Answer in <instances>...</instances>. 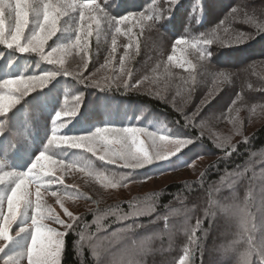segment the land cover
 <instances>
[{"label": "trees", "instance_id": "1", "mask_svg": "<svg viewBox=\"0 0 264 264\" xmlns=\"http://www.w3.org/2000/svg\"><path fill=\"white\" fill-rule=\"evenodd\" d=\"M83 2L87 0H75L77 5ZM96 3L114 18L143 13L159 19L148 20L143 27L121 25L122 32L132 27L134 35L132 41L127 35H116V51L108 67L102 66L112 50L115 29L105 24L99 39L95 34L89 38L90 63L80 78L81 58L75 49L63 57L62 68L35 53L0 45V83L9 77L58 72L45 87L24 96L0 87V94L19 101L7 114H0V168L23 173L41 151L74 165L69 185L54 182L56 174L41 181L48 184L45 191L76 198L84 208L68 230L61 264H178L197 219L202 221L196 233L199 247L188 264H240L247 250L239 236L240 213L250 214V227L255 224L259 229L264 223V120L257 125L255 115L264 110V31L246 22V14L264 20V0ZM79 14L77 7L60 17L59 32L49 41L52 48L75 41ZM201 35L211 37L213 43L173 50L177 38L191 42ZM237 37L242 38L238 41ZM129 44L125 75L109 87L106 78L120 76V57ZM64 68L73 75H64ZM123 79L130 85L141 84L125 88ZM76 103V115L62 119L57 136L87 135L97 127L114 125L164 133L175 128L191 142L169 159L135 170L106 163L82 149L53 145L45 150L55 114ZM241 121L243 128L237 129ZM247 125L250 131L246 133ZM221 128L238 139L225 142ZM200 155L213 159L198 176L143 188L148 180L185 170ZM97 175L120 181L118 187L136 185L138 190L115 198L97 181ZM146 205L152 211L129 215ZM229 214L236 217L232 216L228 232H223ZM125 215L129 218H119ZM255 235L259 237L260 232ZM251 260L260 264L255 254Z\"/></svg>", "mask_w": 264, "mask_h": 264}, {"label": "snow or ice", "instance_id": "2", "mask_svg": "<svg viewBox=\"0 0 264 264\" xmlns=\"http://www.w3.org/2000/svg\"><path fill=\"white\" fill-rule=\"evenodd\" d=\"M172 4L178 3V0H171ZM79 7V27L75 41H70L68 44H61L53 47L51 51L45 53V46L57 35L59 32L58 21L61 16H66L70 11H75ZM233 12L237 9L233 8ZM30 16L35 21L30 34L26 33L29 28ZM42 17V19H41ZM159 19V16H146L143 13L129 14L121 18H114L107 15L96 3V0H87V2L77 5L75 0H0V45L8 49L15 48L20 53H35L39 55L40 59L46 61L48 64H59L62 68L65 63L63 57L71 55L73 50L81 58V72L77 74L78 78L82 76V71L86 70L89 63V38L95 34L99 39L104 31V25L107 24L109 28L115 29V34L112 36V50L109 57L106 59L102 67H108L111 63V58L116 51V35H127L129 40L132 41L133 32L132 27H128L122 32L121 25L132 24L133 27H143L144 23L148 20ZM14 20V25L13 21ZM8 22V31L6 33L5 26ZM134 22V23H133ZM246 22L254 23L255 26L264 31V20L256 18L255 16H247ZM223 23V22H221ZM10 37V38H9ZM242 37H237V40ZM213 39L206 38L201 35L193 41L184 38H177L174 41L173 50L177 46L190 45L192 48H202L205 45H211ZM131 44L126 46L125 55L120 57V76L109 80L108 86L115 80L125 75V60L128 58V49ZM59 53V59L56 55ZM168 60L172 61L173 56H168ZM58 72L47 71L39 75L30 76H17L6 78L0 83V87L8 88L12 91L19 92L21 96L27 95L29 92L37 88H43L46 84L53 79ZM63 74L66 76L73 75L67 68L63 69ZM132 75L131 71H127V76ZM223 75V74H221ZM225 79L227 77L225 76ZM123 86L138 88L141 84L140 81L136 85H130L128 79H123ZM97 86H99L97 84ZM76 102L80 100L77 96L74 98ZM18 99L13 96H5L0 94V114H7L9 107L18 103ZM75 107L66 108L64 111H58L53 118L52 135L47 141V148L55 145L56 147H66L69 149H82L89 152L101 161L109 164H117L119 166L129 169H139L154 161L169 159L176 152H179L184 146L191 141L188 138L172 137L160 135L148 131L145 128L139 127H117L114 125H104L97 127L92 133L80 136H57V121L61 116L71 117L76 115ZM141 135L147 137V140L140 139ZM246 142V141H245ZM168 144L174 146V151L168 147ZM102 146V147H101ZM102 153V154H100ZM73 167L74 165L65 164L63 160H55L52 156L46 155L41 151L35 156L32 164L23 173L15 171H4L0 169L3 175H0V181L4 176L14 178L15 186L11 188L10 194H6L7 198V215L3 216V222L0 223V240L6 243L0 245V251L12 239L10 235V224L12 221L20 219L23 215L28 219L29 208H33V201L31 193L26 189V181L36 184L35 192V207L31 215L30 226V241L21 254L20 257H8L4 264H19V259L26 255L27 264H61V253L65 247L66 236L68 230L73 228V223L78 219L67 208H63V201L59 198L58 193L53 191L51 195L57 196V203L63 208L64 214L73 223H68L63 220L51 207H48L43 202V196L40 184L43 177L54 175V166ZM86 171L88 175H94L90 169L81 168ZM203 175V174H202ZM96 179L104 187H118L120 181L115 180L109 176L97 175ZM56 183H63L62 177H57ZM53 183V181H49ZM3 203V197H0V205ZM23 208V211H21ZM261 210L264 211V200L261 202ZM152 211L151 205L137 207L135 211L130 213L131 216H141L146 212ZM129 215L119 217L121 220H126ZM166 219V218H165ZM50 220L53 223L61 225L65 231L61 232L57 229L49 227L44 221ZM202 221L196 220L195 228L191 230L188 235V243L185 246L183 255L179 258V264H188L189 257L193 256L196 249L199 247V238L196 233L199 230ZM250 224V214L246 211L240 213V232L241 240L247 245V250L243 253L240 264H252L251 256L257 255L260 257V264H264V223L257 229L255 224ZM29 231L26 227H20L19 233ZM259 231L260 236L257 237L255 233ZM246 237V239H245Z\"/></svg>", "mask_w": 264, "mask_h": 264}, {"label": "rangeland", "instance_id": "3", "mask_svg": "<svg viewBox=\"0 0 264 264\" xmlns=\"http://www.w3.org/2000/svg\"><path fill=\"white\" fill-rule=\"evenodd\" d=\"M41 19H42V17H41ZM12 22L14 25V20ZM34 24H35V21L30 16V24H29V28L26 29V33L30 34V31L32 30ZM5 31H6V33L8 31V22L7 21H6ZM51 49H52V46L49 45V43H48L45 46V53L51 51ZM55 55H56L57 59L61 58L59 53H57ZM5 96H7V95H5ZM255 112H256L255 115H256V119H257L256 124L259 125L261 123V121L264 120V110H262V111L257 110ZM64 117H66V116H61L60 120L57 121V129H60L61 127H63L64 124L62 123V119H64ZM247 126L245 128L246 133L250 131L249 130L250 126H248V127ZM236 128L237 129L243 128L242 121L237 124ZM221 129H222V136L225 137V142H227L228 140H231V139L232 140L238 139V137H235L229 131L226 132L225 128H221ZM154 133H156L157 136L165 135V136H172V137L187 138L183 135H180V132L178 133V131H176L175 128L167 130L166 133L160 132V131L154 132ZM140 139L147 140V137L141 135ZM189 140L191 141V139H189ZM168 147L171 148L173 151L175 150L174 146L171 144H168ZM178 153L179 152H176L174 155H176ZM100 154H102V153H100ZM174 155H172V156H174ZM212 159L213 158H211V157H206L203 155L196 156L192 160V162L189 163V165L187 166V168L185 170L178 171V172H175L173 174H168V175H164L161 177H157L155 179L148 180L144 184L143 188L144 189L159 188V187H161V186H163V185H165L171 181H174V180H179L182 178H189V177L193 178L195 176H198V174L202 171V169L207 164V162L211 161ZM72 171L73 170L70 167L69 168L68 167H61L59 165L54 166V174L58 175L59 177H62L63 183H65L66 185L70 184V181H68V180H70L72 177ZM1 175H3V173ZM43 179L44 178H42V180ZM40 184L43 185L40 188L42 196H43V202L48 207H51L66 222L72 223V221H70L69 218L64 214L63 208H67L68 211L71 212L76 217L82 211V209H84L81 206H79L81 203L78 202V199L73 198V197L69 198V197H67V195L60 192V193H58V196L63 201V208H62L61 205L57 203L58 197L51 195V193L53 191H50V192L45 191V189H48V188H46V185H48V184H46V182H40ZM14 186H15L14 178H12V177L4 176L3 180L0 181V197H3V203H2V205H0V223L3 222V216L7 215L6 194H10L11 188ZM25 187L31 193V199L33 201V208H29L27 210L28 219L22 215L20 217V219L11 222V224H10V235L12 236V239L3 248V251H0V264H4V261L8 257H20L21 254L26 249V247L30 241L31 215L33 214L34 207H35V192H36L37 185L26 181ZM105 189L109 190L115 198H119V197L122 198V197L130 196L138 190L136 185L124 186V187H118V188L117 187H115V188L106 187ZM71 198H73V199H71ZM87 205H89V204H85L83 206L87 207ZM21 211H23V208H21ZM232 216L236 217L235 214H233V215L229 214V216H226L227 227L225 228V230H223V232H228V229L231 226L230 224H233L232 223V219H233ZM44 223H46L51 228L57 229L58 231H61V232L65 231V229L61 225L53 223L50 220H46V221H44ZM20 227H26L29 229V231H24V232L19 233V235H16V232L19 231ZM5 243H6L5 241L0 240V245H3ZM120 249H118V251ZM107 258H109V257H107ZM19 264H27L26 255L19 259ZM117 264H121V263H117ZM135 264H137V263H135Z\"/></svg>", "mask_w": 264, "mask_h": 264}]
</instances>
